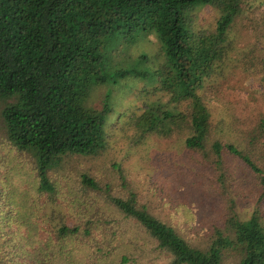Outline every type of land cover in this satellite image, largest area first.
Instances as JSON below:
<instances>
[{
	"label": "trees",
	"instance_id": "obj_1",
	"mask_svg": "<svg viewBox=\"0 0 264 264\" xmlns=\"http://www.w3.org/2000/svg\"><path fill=\"white\" fill-rule=\"evenodd\" d=\"M206 5L219 13L215 26L195 28L192 12ZM239 13L237 0H0V146L8 163L0 166L8 179L0 186V264H264V215L256 206L242 216L244 195H228L229 186L245 184L246 168L261 189L258 203L264 198V112H247V101L225 97L227 89L214 99L209 90L215 81L218 94L222 79L241 87L251 73L227 63ZM155 34L162 50L137 60H163L156 70L163 107H136L114 127L134 149L164 144L153 153L170 169V193L214 192L211 214L181 229L161 219L157 200L143 201L119 168L124 195L85 173L80 194L70 197L51 175L65 156L96 155L108 145L111 107L89 104L90 91L132 73L109 45ZM86 194L132 227L116 233L117 219L105 218ZM189 201L186 194L182 205Z\"/></svg>",
	"mask_w": 264,
	"mask_h": 264
},
{
	"label": "rangeland",
	"instance_id": "obj_2",
	"mask_svg": "<svg viewBox=\"0 0 264 264\" xmlns=\"http://www.w3.org/2000/svg\"><path fill=\"white\" fill-rule=\"evenodd\" d=\"M240 13L236 16L234 23L228 31V38L231 42L232 50L229 52L227 63L240 64L245 66L250 75L234 89L232 81L222 79L220 86L217 87L218 94L215 91V81L209 86L212 99L220 96L225 89V97L235 95L232 99L245 104L246 111L255 110L257 114L264 112V0H237ZM219 13L216 8L206 5L195 9L192 12V24L195 28L212 29L215 26ZM262 38H259L260 35ZM156 35V34H155ZM248 41V43L245 41ZM118 40V42L109 45L110 50L116 49L121 54L117 65L130 68L131 74L118 79L110 84H100L92 87L88 98V103L101 107L104 101H107L111 107L106 116V131L110 133V138L106 148L96 155H67L64 157L62 165L51 175L54 183L68 194L70 197H78L81 188L78 185V177L82 174H89L101 185L108 184L112 195H124V190L120 186L119 174L117 169H121L127 176L131 189L136 190L142 200L149 199L152 196L157 200L163 211L158 216L177 228H183L185 225L193 223L195 218L200 216H209L216 202L212 191L208 187L207 191H195V189H186L187 191H176L170 193L168 188V171L163 162L155 161L154 151L164 146L156 143V140L149 144H141L133 148L129 140L123 136V131L114 127L115 122L122 123L126 120L136 107L148 106L151 108H162L166 97L160 89L159 76L156 73L157 68L162 64L160 60L156 66L149 59L137 60L140 54L155 56L162 50V44L157 35L148 37H138L135 41ZM255 44L256 50L250 51L247 44ZM127 44V46H126ZM162 55H164L162 51ZM115 62L117 60L115 59ZM134 71H144L145 75L133 74ZM217 81V78H213ZM231 81V82H230ZM161 106V107H160ZM125 113V115H123ZM121 116V117H120ZM0 137H2L0 133ZM2 140L0 139V145ZM174 146H169L173 149ZM153 149V151H152ZM134 153L137 157H134ZM5 151L0 146V166H7L5 160ZM30 167L31 159L29 156L21 158ZM176 161H173V164ZM264 166V157L260 160ZM207 163H203L205 166ZM239 166L243 163L238 162ZM184 168L192 165L185 162ZM3 168V167H2ZM245 168V167H244ZM203 171H205L202 168ZM247 179L244 177V185H233L228 188V195L234 196L236 193L244 195L237 202V210L244 217H248L252 210L257 206L264 215V198L258 203L257 198L261 189L255 187L249 170ZM5 168L0 171V186L5 189L4 183L8 181L4 175ZM204 176H207L206 173ZM206 180L209 178L205 177ZM185 179V178H184ZM187 183V179H185ZM249 182V185H247ZM188 184V183H187ZM27 187V186H25ZM24 187V188H25ZM158 188H166L164 193H159ZM189 195L190 201L188 207L182 205L185 195ZM161 195L163 197H161ZM62 196V195H61ZM217 196V195H216ZM91 202H98L96 208L107 219L115 221L114 227L116 233L128 231L131 227L129 222L123 220L114 211L107 209L106 203L92 195H85ZM47 202L50 198H46ZM108 202V201H107ZM215 202V203H214ZM108 204V203H107ZM111 211V212H110ZM57 211H55L56 213ZM156 213V211H154ZM133 221V220H132Z\"/></svg>",
	"mask_w": 264,
	"mask_h": 264
}]
</instances>
